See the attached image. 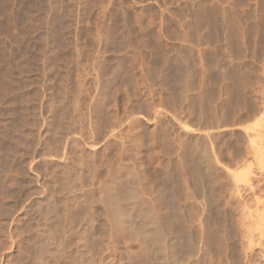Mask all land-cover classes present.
Returning <instances> with one entry per match:
<instances>
[{"label": "rangeland", "instance_id": "rangeland-1", "mask_svg": "<svg viewBox=\"0 0 264 264\" xmlns=\"http://www.w3.org/2000/svg\"><path fill=\"white\" fill-rule=\"evenodd\" d=\"M261 145L264 0H0V264H264Z\"/></svg>", "mask_w": 264, "mask_h": 264}, {"label": "bare ground", "instance_id": "bare-ground-1", "mask_svg": "<svg viewBox=\"0 0 264 264\" xmlns=\"http://www.w3.org/2000/svg\"><path fill=\"white\" fill-rule=\"evenodd\" d=\"M173 77H174V76H173ZM169 82H170V81H169ZM185 83H186V82H185ZM176 85H177V84H176ZM184 85L186 86V84H184ZM184 85H183V86H184ZM185 86H184V87H185ZM185 88H186V87H185ZM187 88H188V87H187ZM182 90H184V89H182ZM182 90H181V91H182ZM184 91H185V90H184ZM177 93H178V92H177ZM180 93H181V92H180ZM260 141H261V140H260ZM261 143H262V142H261ZM261 143H260V144H261ZM261 146H262V145H261ZM261 146L258 147V148L260 149V148H262L264 145H263L262 147H261ZM259 149H257V150H258V153H259V151H260V158H259V159H260V160L262 159V161H264V158H261V156L264 154L263 151H262V149H264V148H262V149H260V150H259ZM251 152H252V151H251ZM262 153H263V154H262ZM257 158H258V156H257ZM256 160H257V159H256ZM260 160H258V161L261 163L262 161H260ZM256 162H257V161H256ZM263 163H264V162H263ZM191 164H192V163H191ZM258 164H259V163H258ZM261 164H262V163H261ZM192 165H193V164H192ZM259 165H260V164H259ZM262 166H263V165H262ZM262 173H263V172H262ZM246 175H247V174H246ZM247 176H248V175H247ZM248 177H249V176H248ZM239 179H240V178H239ZM248 180H249V179H248ZM250 180H251V179H250ZM250 180H249V181H250ZM245 185H246V184H245ZM257 197H258V196H257ZM256 199H257V198H256ZM259 199H260V198L258 197V200H259ZM260 200H261V199H260ZM261 201H262V200H261ZM254 202L256 203V201H254ZM259 202H260V201H259ZM259 202H258V203H259ZM262 203H263V204H262ZM262 203H261V204L259 203L260 206H261V205H264V201H263ZM259 204H257V206H258ZM247 206H248V205L246 204V208H247ZM255 206H256V204H255ZM248 208H249V207H248ZM248 208H247V209H248ZM250 208H252V207H250ZM242 209H243V212H244L245 207L242 208ZM260 209H261V208H260ZM249 210H250V209H248L247 211L249 212ZM262 210L264 211V208H262ZM243 212H242V214L247 215V217L245 216L246 218H243V219H245V220H242V223L244 222V228L247 227V228H248V231L251 230V233L253 232V234H252V236H253L254 233L256 232L255 230H257L255 227H257V225H258V223H259V220L256 221V218H255L256 216L254 215V217H253V215H251V210H250L249 213L246 212V211H245L244 213H243ZM246 213H248V214H246ZM252 213H253V212H252ZM253 214H254V213H253ZM250 216H252L254 219H253L252 217L249 218ZM241 217H243V215H242ZM262 218L264 219V212L262 213ZM240 219H241V218H240ZM263 222H264V221H263ZM253 223H256V226H255V224H254V225H253L254 227L252 226L253 229H250L251 224H253ZM260 224H263V223H261V221H260ZM260 224H259V225H260ZM242 225H243V224H242ZM245 225H246V226H245ZM263 225H264V224H263ZM258 227H259V226H258ZM262 227L264 228V226H262ZM254 228H255V229H254ZM260 229H261V227H260ZM245 230H247V229L245 228ZM253 230H254L255 232H254ZM217 231H218V230H217ZM224 231H225V230H224ZM224 231H222V232H224ZM262 231H263V230H262ZM262 231H261V232H262ZM225 232H226V231H225ZM249 232H250V231H249ZM257 232H258V231H257ZM259 233H260V232H259ZM223 234H224V233H223ZM256 234H258V233H256ZM254 236H255V235H254ZM254 236H253V237H254ZM260 236H261V235H260ZM246 237H247V235H246ZM247 238H249V237H247ZM261 238H262V237H261ZM249 242H250V240H249ZM249 244H250L251 246H253V245L251 244V242H250ZM250 245H249V246H250ZM248 251H249V250H248ZM249 252H250V251H249ZM252 264H253V263H252ZM256 264H258V263H256Z\"/></svg>", "mask_w": 264, "mask_h": 264}]
</instances>
